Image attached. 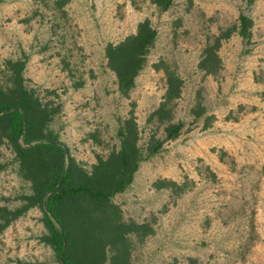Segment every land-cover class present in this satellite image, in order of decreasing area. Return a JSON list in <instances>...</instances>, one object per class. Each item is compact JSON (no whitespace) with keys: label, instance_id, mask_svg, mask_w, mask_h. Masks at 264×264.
<instances>
[{"label":"rangeland","instance_id":"rangeland-1","mask_svg":"<svg viewBox=\"0 0 264 264\" xmlns=\"http://www.w3.org/2000/svg\"><path fill=\"white\" fill-rule=\"evenodd\" d=\"M240 13L253 20L249 40L237 31L222 39L220 68L206 74L198 68L206 42ZM145 18L157 37L124 97L104 47L134 33ZM17 60L24 62L23 85L51 114L44 130L87 170L98 155L118 147L119 121L130 110L138 143L146 145L156 126L146 118L165 90L164 72L152 65L163 60L176 69L183 79L174 102L181 133L142 161L132 182L112 198L124 220L150 221L154 229L133 243L131 263L264 264V0H173L166 10L151 0H0L4 91L13 79L8 63ZM3 135L0 206L15 209L31 183ZM158 179L183 188L157 189ZM42 219L33 206L0 229V264H59L43 240Z\"/></svg>","mask_w":264,"mask_h":264},{"label":"trees","instance_id":"trees-1","mask_svg":"<svg viewBox=\"0 0 264 264\" xmlns=\"http://www.w3.org/2000/svg\"><path fill=\"white\" fill-rule=\"evenodd\" d=\"M151 1L166 10L173 0ZM252 25V18L240 13L235 24L206 42L198 68L215 74L221 65V40L233 31L249 40ZM156 37L157 30L145 18L138 22L134 33L116 43H106V64L114 73L122 96L127 97L134 88L135 78L146 65ZM8 64L13 79L8 91L0 87V131L12 145L19 171L31 183V193L22 195V204L15 209L0 206V229L29 208L39 206L47 229L43 240L51 246L59 264H132L133 243L143 241L154 229L150 221L124 220L112 198L132 182L142 161L158 153L165 141L180 135L184 122L174 120V102L181 96L183 79L165 61L153 63L154 69L164 72L165 90L146 118L147 124H156L146 145L138 143L139 128L130 110L119 121L118 147L105 156L98 155L87 170L74 161L52 131L44 130L51 114L47 105L23 85L24 62ZM261 97L264 98V90ZM202 111L200 108L193 112L199 116ZM159 131L161 135H157ZM153 184L157 189L183 188V184L167 179Z\"/></svg>","mask_w":264,"mask_h":264}]
</instances>
